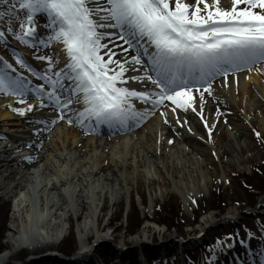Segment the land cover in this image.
<instances>
[{
	"label": "bare ground",
	"instance_id": "6f19581e",
	"mask_svg": "<svg viewBox=\"0 0 264 264\" xmlns=\"http://www.w3.org/2000/svg\"><path fill=\"white\" fill-rule=\"evenodd\" d=\"M183 2L192 5L195 0ZM207 2L211 4L212 0ZM101 3L107 6L106 0H101ZM231 4L232 0H220L222 8L228 9ZM170 5L174 8V0ZM93 6L89 3V7ZM238 7L242 8L244 5ZM8 11L10 9L4 6V12ZM102 15L103 12L99 14ZM99 16L93 18L99 20ZM14 21L11 20V23ZM107 22L111 21H102ZM97 31L114 33L115 35H106L101 43L107 44L108 49L116 53L114 60L129 61L125 65L127 71L124 79L128 81L125 87L154 93L156 85L151 86V81L146 78L143 81L129 79L131 76L144 77L139 68L146 63L145 59L142 57L141 64H134L131 58L137 53L133 49L125 53L120 47H116H127L117 39L120 33L116 28ZM36 32L39 33L38 29ZM62 44L55 41L54 49L58 50V55L54 68L56 73L63 70L64 74L68 72L65 68L68 56ZM106 51L104 48L100 50L105 60ZM46 73L51 75L49 71ZM7 74L6 68L0 70V75L5 78ZM211 79H214L213 83L200 87L199 85L205 84L201 83L195 88L186 109L176 108L167 99L154 106L132 98L137 111L147 110L144 118L131 120L127 128L110 133L96 132L95 119L79 116L85 107L83 103L69 104L54 115L50 112L55 107L54 100H50L51 108H41L40 101L19 107L27 101V94L19 98L13 95L0 96V127H4L0 130V189L13 197L10 218L15 231L8 236L12 248L0 254V264L9 263L13 252L23 251L25 248L37 255L40 253L35 251L40 252L47 246L56 248L66 236L71 214H83L76 231L81 248L90 247L89 240L93 235L99 239L107 236V233L100 231L99 225L105 204L114 205L141 179L145 180L156 195H164L167 191L166 184L172 182L185 205L190 196L207 193L212 184V175L208 171L211 163L205 162L194 152L197 141L209 144L214 133L221 138L219 144L226 148L225 151L234 161L237 160L235 148L240 145L238 136L244 133V127L233 122V116L237 113L229 114L225 109L228 106L229 109L242 107L251 119L255 110L264 107V62L245 72L228 75L221 73ZM117 86L121 87L122 84L118 81ZM50 89L48 93L56 91L57 95L62 91L59 86ZM0 91L10 94L14 90L9 88L7 91ZM61 98L65 102L70 97L63 95ZM72 99L75 100L74 97ZM21 100L24 102L21 103ZM197 107L203 108L201 115L209 117L210 122L198 119L193 121L197 116ZM15 109H24V112L21 114ZM31 115H36L34 120L43 122L38 129V124L32 125L34 129L28 128V123L33 121L29 117ZM61 116L64 118L61 119ZM236 116L242 119L241 115ZM190 118L192 121L188 122L187 119ZM78 119L80 122H77ZM227 121L230 122L229 125L232 124L230 129L223 126ZM260 124L264 127V113L260 116ZM48 132L50 136H47ZM177 137L186 139L187 142L171 145ZM210 219L212 217L209 214L205 222H213Z\"/></svg>",
	"mask_w": 264,
	"mask_h": 264
},
{
	"label": "snow or ice",
	"instance_id": "6c2138e0",
	"mask_svg": "<svg viewBox=\"0 0 264 264\" xmlns=\"http://www.w3.org/2000/svg\"><path fill=\"white\" fill-rule=\"evenodd\" d=\"M89 3L94 6L89 7ZM241 4L244 7H238ZM0 5L10 9L6 13L0 12V17L15 20L20 33H15L11 27L8 30L25 44L29 43V38L35 39L39 35L35 30L37 14L46 15L43 27L52 32L48 41L63 43L68 56L65 64L68 72L63 74V79L71 82L65 89L60 83L61 72L55 73L56 80L41 77L53 89L59 86L62 89L60 95L70 97L61 104L60 95L53 91L48 93L49 99L61 108L82 102L85 107L79 113L80 117L94 118L97 123L110 126L119 124L123 127L130 120L144 118L147 110L137 111L132 98L154 106L167 99L176 108L186 109L191 99V84H210L212 77L221 73L226 75L229 68L239 69L264 60V0H232L228 9L220 6V0H212L211 4L207 0H195L192 5L174 0V8L170 7L169 0H106V7L101 0H0ZM101 12L104 15L99 16ZM94 16H99V20ZM39 18L43 19V16ZM104 20L111 22H99ZM98 28L121 30L117 39L127 47H116L125 53L129 49L137 51L138 54L131 58L132 63L141 64L142 57H148L149 71L156 78L146 74V77L131 76L129 79L143 81L146 78L160 87V92L117 87L118 81L126 82L125 65L129 61L113 59L116 53L101 41L106 35L115 34L99 32ZM3 37L4 31H0V38ZM145 41L154 46L153 52H149ZM102 48L107 49L104 53L107 60L100 54ZM47 59L51 61V58ZM4 63L11 68L6 61ZM17 63L25 66L23 60L18 59ZM9 88L21 96L24 94L22 80H8L0 75V90ZM15 111L23 114L24 109Z\"/></svg>",
	"mask_w": 264,
	"mask_h": 264
},
{
	"label": "rangeland",
	"instance_id": "374dc122",
	"mask_svg": "<svg viewBox=\"0 0 264 264\" xmlns=\"http://www.w3.org/2000/svg\"><path fill=\"white\" fill-rule=\"evenodd\" d=\"M2 6L0 5V12L4 13ZM20 14L23 15V12H20ZM41 16H43V19L39 18ZM46 21V15L37 14L35 18L36 28L42 33H39L35 39L29 38V43L25 44L16 38L13 31L8 30V25H13L11 28L14 29L15 33H20L17 23L10 24L11 22L8 19L0 17V31H4V37L0 38V58H2L0 64H5L6 61L7 64L17 69L13 74L22 79L23 88L26 87V89L32 91L38 90L34 82L37 83L40 80L36 78V75L39 72H44L45 65H51L52 67L54 60H57L58 50L53 49L55 41H48V37L52 35V32L43 27ZM62 46L64 45L62 44ZM37 51H42V53L40 54ZM39 57H46V59L41 60ZM47 58H51V61ZM18 59L23 60L25 66L22 67L20 63H17ZM39 86L43 88L41 85ZM228 107L225 109L227 113L233 115L237 113L236 115L242 116V119H239L236 115L233 116L235 119L233 122L244 127V133L238 136L239 141H241L240 145L235 148L237 160L234 161L232 156L225 151L226 148L219 144L221 138L219 139L214 133H212V138L209 139V144L197 141L194 150L199 158L211 163L208 171L212 175V184L207 193L190 196L187 205H185L181 195L173 188L172 182L169 181L166 184L167 191L164 195H156L154 190H150L145 180L141 179L131 186V189L124 193L114 205L105 204L100 215L99 225L100 231H103L104 234L107 233V236L99 239L96 235H93L89 243L91 242L95 247H98V242L102 240L112 246L114 245L112 242H115L119 256L125 245L133 248L143 243H150L151 240L153 242L158 240V245L170 244L174 241L176 243L192 241L193 245L200 244L204 239L205 231L208 230L211 235L212 233L215 234V236L213 234L216 237L215 240L221 243L218 245L225 244L228 247L231 244L221 239V236L227 234L225 226H238V221H244L243 229L250 236L245 235L244 230L241 229L236 230L233 228L234 230L231 231L238 252L241 251V245L246 247L243 252L237 253L239 258L233 254L231 249L224 250L221 253L216 252L213 240H211L210 244H212L214 250L205 246L206 249L203 252L197 253L199 257L196 253L191 254L190 256L194 260L193 264H200V257L206 259L202 264H239L240 262L237 261L251 264L249 259L252 256L256 260V264H264V191L261 190L264 189V186L261 188L262 178L258 176L262 174L253 170V167L264 164V127L260 124V116H263L264 107L255 110L251 119L242 107H233L234 111ZM197 108V116L194 117L193 121L198 119L199 121L210 122L209 117H205L204 114L201 115L203 108ZM187 121H192V118L187 119ZM229 123L227 121L223 126L230 129L232 124L229 125ZM0 129H4V127L1 126ZM49 135L50 132L47 136ZM182 142H187V140L177 137L171 145L177 146ZM235 174H239L236 180L233 179ZM244 184L246 185L244 186ZM218 194L225 199L226 208L223 209V212L218 211L217 213V210H212L211 206L213 205L216 208L214 201H218V199H215ZM166 205L171 206L170 214L165 213L169 212L168 209L167 211L163 209ZM12 206L13 197L6 195L0 189V254L12 248L8 238L11 232H15L12 229L10 218ZM209 214L213 222L207 223L205 220ZM218 214H222L221 217ZM196 215H199L197 220H195ZM82 218V213L79 216L70 215L66 236L58 243L56 249L64 244L70 247L74 245L72 251L80 249L76 228ZM171 221L177 227H169L168 224H171ZM133 228L136 229L133 230ZM178 230L184 231L183 235L178 234ZM181 236H186L188 239L183 240ZM240 241L243 242L240 243ZM179 247L182 248L183 246L178 245ZM54 249L47 246L40 251V255L45 251ZM35 252L39 253V251ZM22 254L30 256V258L32 255H36L25 248L23 251L13 252L8 262L20 261ZM37 262V260L36 262L30 261V264H38ZM160 264H179L178 256L176 255L171 259L166 258Z\"/></svg>",
	"mask_w": 264,
	"mask_h": 264
},
{
	"label": "trees",
	"instance_id": "16d2710c",
	"mask_svg": "<svg viewBox=\"0 0 264 264\" xmlns=\"http://www.w3.org/2000/svg\"><path fill=\"white\" fill-rule=\"evenodd\" d=\"M261 166H263L264 167V164L262 163V165L260 164L259 166L257 165V166H255V167H253L254 168V171H257L258 173H261L262 175L260 176V175H258L260 178H262V181H261V188H263V186H264V170H263V167H261ZM261 167V168H260ZM257 175V174H256ZM257 176V177H258ZM245 186V185H244ZM262 191H264V189H261ZM144 199V198H143ZM215 199H218V201L217 200H215L214 201V204H216V209L219 211V212H223L224 210L223 209H225L226 208V202H225V199L224 198H222V196L220 195V194H218V197L217 198H215ZM163 209H165L166 211H167V209L169 210V212L167 211V212H165V213H168V214H170V212H171V206H169V205H166V206H164V208ZM159 213L160 214H162L161 213V211H159ZM164 222H166L165 220H164ZM168 223H170L169 221H168ZM167 223V224H168ZM168 226L169 227H177L176 226V224L173 222V221H171V224H168ZM134 229H136V228H133V230ZM131 232H132V230H130ZM178 234H182L183 235V233H184V231H182V230H178V232H177ZM76 242V241H75ZM74 247V245L72 246V247H70V246H67V245H62L61 246V248L63 249V250H65V251H70V250H72V248Z\"/></svg>",
	"mask_w": 264,
	"mask_h": 264
}]
</instances>
